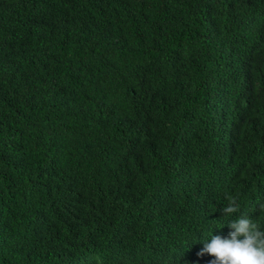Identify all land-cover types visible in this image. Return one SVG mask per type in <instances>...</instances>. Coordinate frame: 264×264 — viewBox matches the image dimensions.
<instances>
[{
	"label": "trees",
	"instance_id": "trees-1",
	"mask_svg": "<svg viewBox=\"0 0 264 264\" xmlns=\"http://www.w3.org/2000/svg\"><path fill=\"white\" fill-rule=\"evenodd\" d=\"M243 214L264 0H0V264H209Z\"/></svg>",
	"mask_w": 264,
	"mask_h": 264
},
{
	"label": "clouds",
	"instance_id": "clouds-1",
	"mask_svg": "<svg viewBox=\"0 0 264 264\" xmlns=\"http://www.w3.org/2000/svg\"><path fill=\"white\" fill-rule=\"evenodd\" d=\"M225 195L229 204L222 209V213L230 215L237 212L240 207L237 197ZM227 225L233 231L227 237L211 234L197 255L214 257L209 264H264V231L249 215L243 214L227 222Z\"/></svg>",
	"mask_w": 264,
	"mask_h": 264
}]
</instances>
